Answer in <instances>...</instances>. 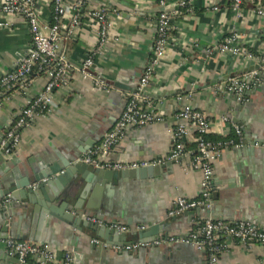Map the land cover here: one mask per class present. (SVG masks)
Instances as JSON below:
<instances>
[{
  "label": "crops",
  "instance_id": "obj_1",
  "mask_svg": "<svg viewBox=\"0 0 264 264\" xmlns=\"http://www.w3.org/2000/svg\"><path fill=\"white\" fill-rule=\"evenodd\" d=\"M75 1L65 0L66 6ZM178 1L167 0L173 9ZM158 4L159 0H90L85 4L76 37L64 43L72 74L65 85L55 91L51 115L39 117L23 129L17 154L0 160V172L4 174L0 175L1 181L13 177L14 172L22 170V165L29 161L40 168L48 158L56 160L54 150L68 153L83 149L86 153L101 144L121 115L126 94L136 90L148 65L156 37ZM93 6L107 7L112 27L105 53L95 60L91 73L108 81L115 88L111 93L97 90L92 79L77 67L83 64L98 42L97 29L88 16ZM39 7L43 20L50 22L53 1L39 0ZM214 7L218 9L214 10ZM259 7H264V0H243L238 16L227 0H198L194 13L182 12L176 16L170 46L149 86L165 121L128 132L103 160L172 162L167 160L172 149L171 130L178 125L176 115L185 103L182 98L187 95L193 96L195 109L207 113L213 120L212 133L208 137L212 141L238 139L234 125H239L232 119L228 123L221 120L234 113L245 122V127H251L256 133L264 131V82L253 86L247 95L250 102L242 104L245 113L238 110L236 99L223 91L231 78L244 79L250 73L248 69L258 64L231 53H219V45L234 32L240 35L243 47L255 54L264 50V16L257 14ZM69 17L68 11L66 18ZM3 21L5 15L0 12V22ZM30 44L31 35L23 19L15 18L11 28L0 29V76L17 67ZM45 83V78L35 73L29 78L26 90H17L3 101L0 106V144L5 130L15 123L21 108L41 94ZM188 148L195 150V143H190ZM251 149L255 152L251 153ZM15 158H19L21 164L9 162ZM189 159L185 157L175 162L171 171L165 169L159 178L118 185L110 190V197L89 196L86 204L90 203L93 209L84 212L99 218L103 215L105 223L117 220L132 227L121 244L110 243L117 246L141 241L140 234L146 232L149 223L162 226L158 231L161 238L189 234L200 221L209 218L206 209L201 215L189 211L178 217L168 216L177 198L195 200L201 194L202 174L186 170ZM213 168L214 190L221 187V191L220 200H213V207L219 206L220 210L211 216L227 221L246 220L264 229V146H247L244 135L243 146L225 150ZM4 188L1 185L0 192ZM36 208H39L37 213ZM40 209V205L29 201L20 202L10 225L9 237L16 239L20 233L21 241L49 244L59 257L76 251L83 256L84 264H207L205 253L183 244L157 248L153 252L141 249L133 255L99 247L92 243L99 239L93 231L84 228L80 232L66 225L59 228ZM138 227L145 229L138 230ZM1 235L4 234L0 231ZM5 240L0 238V253L7 257ZM0 264L8 263L0 259ZM219 264H264V248L245 249L231 242Z\"/></svg>",
  "mask_w": 264,
  "mask_h": 264
},
{
  "label": "built area",
  "instance_id": "obj_2",
  "mask_svg": "<svg viewBox=\"0 0 264 264\" xmlns=\"http://www.w3.org/2000/svg\"><path fill=\"white\" fill-rule=\"evenodd\" d=\"M53 1V15L50 22L43 20L39 0H0V12L5 15V21L0 22V29H9L13 25V19L21 18L28 25L31 35V44L22 61L10 71L0 76V106L3 101L9 99L17 90H26L29 78L33 74H39L46 80L41 94L26 106L21 108L15 123L8 127L0 144V156L3 159L17 154L21 143V132L30 127L39 117L49 116L52 113L54 93L65 85L69 78L72 65L65 54L64 43L71 41L77 35L82 25V10L90 0H76L67 7L65 0ZM198 0H179L173 9L167 0H159V13L156 20V37L153 43L152 55L135 91L126 94V104L117 119L112 130L104 137L100 145L89 150L76 159V163H83L96 168L112 171H127L150 166L163 165L166 162L139 161V162H111L103 160L126 137L128 132L135 129L163 123L166 119L162 113L159 102L150 94L149 86L161 65V62L170 46L173 21L182 12L192 14ZM232 10L240 16L243 0H227ZM214 7V10H217ZM70 17L67 19V13ZM259 16H264V7L256 10ZM109 10L106 6L92 7L88 16L93 22L98 33L96 47L87 55L82 69H78L86 77L92 79L93 86L106 93H111L115 88L105 79L96 77L90 70L95 60L101 56L111 36V21ZM219 53L226 55L231 53L241 57L250 63L264 64V50L258 54L241 45L240 35L232 33L219 45ZM251 79L252 83L247 82ZM264 82V66L259 70L249 73L244 79L231 78L224 87V92L236 99L238 103L248 104V94L253 86ZM183 107L176 115L178 125L171 130L172 149L168 161L178 162L185 157H190L186 170L198 171L202 174L201 194L198 199L189 200L179 197L174 206L168 212L169 217H178L198 208L211 210L213 207L214 193V168L213 164L223 155V152L231 147L240 148L244 143V133L241 128L234 125L237 140L212 141L208 139L214 126L211 117L193 106V96L187 95ZM228 123L230 117L221 119ZM195 143V150L188 148L190 143ZM7 146V147H6ZM49 179H43L32 184L36 189L40 183H46ZM3 201L1 205H6ZM84 220L99 226H107L118 233H129L132 230L127 224L105 223L99 217L87 214L79 215ZM145 227H138L144 230ZM233 245L251 249L264 248V229L258 225L246 221H227L213 217L206 218L183 237L159 238L153 241H138L126 246H117L100 239H94L93 244L118 252L151 250L162 247H170L174 244L188 245L203 252L207 257V264H219L223 253ZM5 251L11 258H16L20 263L28 264H75V256L67 252L59 257L56 249L49 244H39L17 240L8 237L3 241Z\"/></svg>",
  "mask_w": 264,
  "mask_h": 264
},
{
  "label": "water",
  "instance_id": "obj_3",
  "mask_svg": "<svg viewBox=\"0 0 264 264\" xmlns=\"http://www.w3.org/2000/svg\"><path fill=\"white\" fill-rule=\"evenodd\" d=\"M264 64L252 66L248 69L251 73L259 70ZM78 69H82V65H77ZM91 72V70H90ZM243 72H246L243 71ZM72 73L70 72L69 75ZM242 74V73H239ZM238 74V75H239ZM232 75L231 77H235ZM249 84L252 83L251 79H248ZM125 98V97H124ZM245 113V109L242 103H239L238 110ZM240 118V117H239ZM238 115L234 113L230 117L240 128L244 130L246 145L249 147L262 148L264 146V131L259 130L252 131L251 127H245V122L239 120ZM261 140V141H260ZM260 142V143H259ZM94 145V144H93ZM7 147V146H6ZM56 160L48 158L44 165L40 168L35 166L31 161L22 165V170L18 169L14 172L13 177L8 178L7 181L0 180V186L4 185V189L0 192V204L4 200L8 201L6 205L0 206V231L2 234L1 239H7L9 237L10 225L13 223L16 209H18L20 202L29 201L33 205H40L43 214L51 219L55 226L62 228L63 226H69L80 232L83 229H89L93 231L97 238L108 241L113 244H121L126 240L127 233H118L109 229L107 226H99L92 224L82 217L80 214H87L84 211L91 210L93 207L90 203L86 204L88 197L105 195L110 197L112 195L110 190H114L116 186L127 184L134 181H141L144 183L148 179L159 178L163 175L165 169L171 171L174 161L167 162L163 165L150 166L148 168H140L136 170L127 171H112L96 168L83 163H76V159L85 153V150L80 149L79 152L63 153L59 150H54ZM251 149V153H254ZM3 159L0 156V160ZM12 165L21 164L19 158L9 159ZM0 175H4L0 172ZM43 179H49L46 183H40L36 189H29L32 182H39ZM218 184V183H217ZM219 191L221 187H216L213 193V200L219 201ZM219 206H214L211 210H206L209 214L208 217H212L216 211H219ZM39 208H36L37 213ZM197 211L199 215L202 214L203 209L193 210ZM99 217L98 215H95ZM100 219L103 221L105 217L100 215ZM222 219V218H218ZM113 224L118 223L117 220H112ZM128 223L131 225L132 220L129 219ZM162 230V226L149 223L146 232L140 234L141 241L149 242L161 237H158V231ZM17 240H22L21 234L16 235ZM168 235H166V238ZM29 241H33L29 238ZM156 249H151L153 252ZM124 255H133L134 251H124ZM75 264H84V258L78 252L75 251ZM0 259L7 261L8 264H28L20 263L16 258H11L7 255L5 257L0 253Z\"/></svg>",
  "mask_w": 264,
  "mask_h": 264
}]
</instances>
